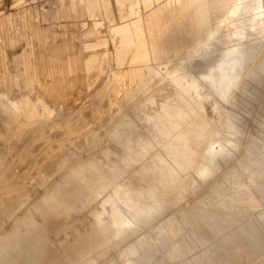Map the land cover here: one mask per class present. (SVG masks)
I'll return each instance as SVG.
<instances>
[{"label":"rangeland","instance_id":"374dc122","mask_svg":"<svg viewBox=\"0 0 264 264\" xmlns=\"http://www.w3.org/2000/svg\"><path fill=\"white\" fill-rule=\"evenodd\" d=\"M72 2L80 19L70 0H0L14 21L0 30V72L10 97H30L0 92L16 103L0 108V264H264L263 70L234 104L198 80L221 52L264 43V0ZM199 9L213 31L205 57L187 53L201 38ZM226 112L239 135L223 132ZM213 136L228 141L214 146L228 158L198 181ZM186 178L194 192L168 189ZM147 186L154 194H141ZM135 216L147 220L116 225Z\"/></svg>","mask_w":264,"mask_h":264},{"label":"bare ground","instance_id":"6f19581e","mask_svg":"<svg viewBox=\"0 0 264 264\" xmlns=\"http://www.w3.org/2000/svg\"><path fill=\"white\" fill-rule=\"evenodd\" d=\"M258 9H259V13L257 15V21H259L264 25V4L260 6ZM212 37H213V32H209L207 36L203 39V41H200V43L194 46L188 53H194L198 57L209 56L210 53H212V51L203 50V48L205 47V45L212 47L213 45L211 41ZM257 42L258 41H254L249 44L239 43L229 48L227 51L221 52L220 55H218L220 61H217L214 64L206 65L209 66L208 68H206L207 70L203 71L202 73H200V75H198V80L216 99V102L218 103L222 102L223 104L224 103L234 104L238 96V93L247 92V87H246L247 84L251 83L253 79H261L262 76H260L259 73L260 70L261 71L263 70V73H261V75H264V50L262 49L264 48L262 46L264 43L262 42L263 44L261 45L260 41L258 42V44ZM134 59L139 60L140 58L134 57ZM185 67L192 68V62L188 61L187 64H185ZM203 70H205V68ZM181 108L183 111L184 109L185 110L187 109L189 116L192 114V111L188 107V105L186 106L183 105ZM139 109L140 107L136 108V110ZM234 116L236 115L232 116L229 115L228 112H226L222 118L221 126L223 132L237 136L239 135L240 127L236 123L237 120ZM162 117L164 121L169 120L168 114L167 115L163 114ZM171 131L173 132L175 130L170 129V132ZM162 132L165 134L166 137H168L167 139H170L171 141L172 140L176 141L178 139V137L174 136L173 133L166 132L165 130H162ZM197 138L200 139L201 134L197 136ZM138 140H139V146H144V142L146 141V139L144 140L139 138ZM222 142L228 143V141L225 140L224 137L217 138L213 136L211 139H209L206 150L204 151V153H202V158L198 162V165L194 168L198 181L199 179L202 181L208 180L216 176L221 168L222 162H226L228 158L227 157L228 152L226 151V149L223 146H221L219 150L214 149V146L216 144L221 143L222 145ZM150 145L151 144L148 141L147 146L151 147ZM176 146H177L176 144H173L171 147L174 148ZM234 147L235 149L236 148L239 149L238 144L234 145ZM180 154L185 155L186 152L183 151L180 152ZM193 182L188 178H186V180H184L179 187H176L175 185H169L168 189L172 191L177 188L178 189L177 194L182 196L188 192L195 191L196 188L194 185L195 182L194 183ZM139 188H143V187H139ZM145 189L147 191L141 194H146V195L154 194L153 188L151 186H147V188ZM148 214L151 215L154 214V212H150ZM263 219L264 217L262 218V220ZM143 220H147V218H145L144 216L143 217L135 216L133 217L131 222H123L119 218H117L116 225H120L121 228L127 230L130 228H134L137 224H139ZM167 223L168 222L166 220L164 225L166 224L167 227H169L168 225L169 223L168 224ZM164 232H166V230H164L163 233ZM161 238H166V235L159 236V239ZM126 249L127 247L125 248V251ZM127 251L129 252V254L138 253L137 249L133 247H129Z\"/></svg>","mask_w":264,"mask_h":264},{"label":"crops","instance_id":"0c3cea01","mask_svg":"<svg viewBox=\"0 0 264 264\" xmlns=\"http://www.w3.org/2000/svg\"><path fill=\"white\" fill-rule=\"evenodd\" d=\"M71 1V4H72V10L77 14V16L79 15L78 13H77V11H76V9H75V6H73V2H72V0H70ZM59 2H60V4L61 5H63L64 3H65V0H59ZM179 11H180V9H178V7H168L167 9H166V14L168 15V16H171V17H173V16H175V15H177L178 13H179ZM26 13H27V10H25V11H19V12H17L16 14H18L20 17H22V16H25L26 15ZM12 17H13V15L12 14H10V15H8V16H5V17H0V30L2 29V28H4L6 25H13L14 24V21H13V19H12ZM80 16H78V18H79ZM194 19H192V22H191V27H197L200 31H198V32H201V34H200V36H201V38H199L198 39V41H196L195 43H191V46L188 48V50H187V53L188 52H190V50L194 47V46H196L197 44H199L200 43V41H203V39L207 36V34L209 33V32H213L212 30H211V26H210V19H209V16H208V13H207V11H205V10H201V9H199V10H197V12L195 13V15H194V17H193ZM80 19V18H79ZM191 21V20H190ZM79 23H80V21H78V26H79ZM83 35H85L84 33H83ZM84 38H85V36H84ZM0 40H1V38H0ZM84 44V43H83ZM83 47L85 48V45H83ZM29 53L27 52V50H24V52L21 54V55H18L17 57H16V59H19V58H21V59H25V57L28 55ZM85 63H86V66H85V71H87V59L85 58ZM71 72H74V70H72L71 69ZM75 72H76V69H75ZM6 73L7 72H0V92H2V93H4L7 97H9V98H11V99H18V98H20V97H22V96H27V97H29L27 94H21V95H19L18 97H16V98H12V97H10V92H9V90H7L6 88L7 87H9V83H10V80H8V79H6V77H7V75H6ZM88 73V72H87ZM85 74L86 76H85V78H87L88 79V74ZM34 75V74H33ZM25 80V83H27V85L28 86H30V87H33L34 85H35V83L37 82V80L36 79H24ZM12 82H16V84H19V80L18 79H15V80H13V81H11V83ZM30 98V97H29ZM38 100H43V99H41V98H39ZM44 101V100H43ZM13 106H16V103H13V102H9V101H6V100H2V98H0V108L1 109H4V110H9L10 109V107H13Z\"/></svg>","mask_w":264,"mask_h":264}]
</instances>
